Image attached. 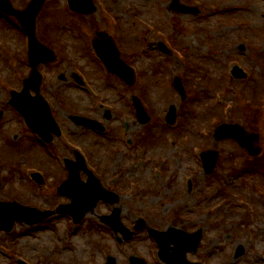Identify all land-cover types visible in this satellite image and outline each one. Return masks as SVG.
<instances>
[{
  "label": "rangeland",
  "instance_id": "rangeland-1",
  "mask_svg": "<svg viewBox=\"0 0 264 264\" xmlns=\"http://www.w3.org/2000/svg\"><path fill=\"white\" fill-rule=\"evenodd\" d=\"M11 1L21 9L27 4V0ZM94 1L95 11L81 15L69 10L67 0H44L38 16V37L57 55L56 61L39 66L44 76L42 92L53 116L64 126L63 137L54 138L46 154L73 159L74 150L81 149L88 161L94 154L91 161L101 166L93 165L95 173L120 195L116 206L128 229L134 230L138 217L145 219L146 227L161 232L174 227L188 233L201 227L198 250L195 255L187 253V259L204 264H264V225L254 226V238L248 241L249 234H244L248 226L241 223L251 224L245 200L255 213H264V0L178 1L181 6L199 8L198 14L172 10V0ZM100 35L122 46V60L136 72L133 85L127 86L115 75L104 77L89 56L86 47L91 37ZM160 42L170 43L169 54L158 49ZM24 48L25 36L16 22L0 14V80L5 81L4 88L0 83V200L53 209L69 202L55 194L67 176L62 160H51L45 154L10 104L8 89L21 88L19 76L10 68L29 75ZM192 63L195 68L190 67ZM233 65L247 71L248 77L241 80L228 75ZM73 71L87 75L93 95L74 86ZM173 77L181 78L185 100L172 86ZM134 96L153 118L150 122L137 120ZM95 101L99 108L93 107ZM100 104L111 108V119L104 120ZM170 104L177 110L178 121L168 129L164 115ZM79 111L99 119L113 143L68 119ZM216 120L239 124L257 134L253 146L262 153L251 172L247 173L250 157L236 140L214 139L216 127L211 126ZM124 125L126 139L132 142L129 145L116 142ZM200 127L208 134H201ZM194 147L218 152L212 173L204 172L200 152ZM136 153L143 164L135 161ZM154 165L163 168L158 188L152 186L157 183ZM33 168L44 174L43 184L27 180ZM185 175L192 178L190 189L185 186ZM234 193L242 197H232ZM217 205L218 210L214 209ZM110 211V206L100 202L79 227L67 216H55L37 226L16 223L12 231L0 232V264H23L18 260L26 264H105L107 256L115 264H129L133 255L148 264H165L157 259V246L146 231L118 245L111 230L99 225V217ZM254 211L251 220L262 221L263 217L252 216ZM238 245L244 246L245 254L234 258Z\"/></svg>",
  "mask_w": 264,
  "mask_h": 264
},
{
  "label": "water",
  "instance_id": "water-1",
  "mask_svg": "<svg viewBox=\"0 0 264 264\" xmlns=\"http://www.w3.org/2000/svg\"><path fill=\"white\" fill-rule=\"evenodd\" d=\"M70 6L74 10L81 11L83 13H90L94 10L91 0H69ZM43 0H34L30 3L29 7L24 11L14 10L8 0L0 1V8L8 14L14 15L21 25L26 30L30 39V50L29 57L31 66L33 67L32 76L30 79L25 81V89L20 96H13L11 103L16 106L17 103H22L21 111L24 116L28 117L29 122L34 124L35 120L40 119L43 123L42 127L36 128L37 131L43 135L46 141L51 140L50 133L52 131L58 133L57 127L50 115V109L47 104L39 97L32 100L24 95L30 88H33L38 92V87L40 84V76L38 74L37 66L40 62H47L55 58L54 53L40 44L35 36V19L42 8ZM172 9L181 11L183 13H197V9L185 8L178 6L175 2L172 4ZM95 49L101 58L105 61L108 68L118 73L128 84L133 82V73L128 69L118 57V53L114 47L111 40L106 41H96L94 43ZM160 49L167 52L163 45H159ZM233 74L237 77L244 76L238 67L234 68ZM174 87L179 91L182 98H185V91L180 78H176L173 83ZM39 101V102H37ZM135 107L137 109V115L142 123L148 121V117L141 106L139 100L134 98ZM25 104V105H24ZM1 116V114H0ZM176 118V111L174 106L170 108L167 114L166 120L169 123H174ZM72 119L77 123L84 126L96 127L98 124L96 121L85 119L82 117H72ZM99 127V126H98ZM103 130V127H99ZM232 138L237 140L241 146L246 148L250 154H257L260 150L259 148H254L253 144L257 141V134L247 135L244 129L237 124H223L220 125L215 131V139L217 141ZM218 159V152L207 151L202 155V160L207 173H210L215 168ZM67 166L70 171L69 181L64 183L60 188L59 192L66 193L72 198V203L66 206L59 207L56 211L59 213L70 214L74 217L75 222H79L88 210H92L96 202L102 198L106 201L113 203L117 200V197L110 193H100L92 194L93 187L95 185V180L91 179L90 183L87 185L78 182V170L85 169L84 161L82 158L78 157L76 163H71L67 160ZM34 177L40 180L38 175ZM92 178V177H91ZM53 212H39L36 210L20 207L16 204L10 203H0V229L10 230L14 221H26L29 224H34L42 221L47 216L51 215ZM107 224L113 227L115 232H121L126 240L132 237V232L127 230L120 221V212L118 209H114L113 214L108 217L102 218ZM136 229L143 228V221L139 220ZM150 235L155 238L156 242L160 246V257L172 264H186L184 260V254L188 250L194 251L198 244L197 239H191L187 234L182 233V231L176 230L174 228L169 229L166 232H158L156 230H150ZM173 244V247H170ZM170 250L172 252H170ZM243 253L242 247L238 249L237 256ZM133 264H142L135 258H132ZM107 264H115L114 258L110 257Z\"/></svg>",
  "mask_w": 264,
  "mask_h": 264
},
{
  "label": "flooded vegetation",
  "instance_id": "flooded-vegetation-1",
  "mask_svg": "<svg viewBox=\"0 0 264 264\" xmlns=\"http://www.w3.org/2000/svg\"><path fill=\"white\" fill-rule=\"evenodd\" d=\"M104 113L105 112H103V116H104ZM109 131V130H108ZM90 132H92V131H90ZM94 133V132H93ZM116 142H118V136L116 137Z\"/></svg>",
  "mask_w": 264,
  "mask_h": 264
}]
</instances>
